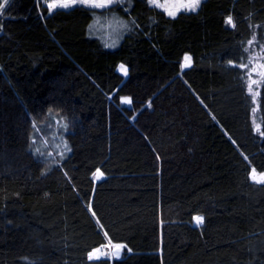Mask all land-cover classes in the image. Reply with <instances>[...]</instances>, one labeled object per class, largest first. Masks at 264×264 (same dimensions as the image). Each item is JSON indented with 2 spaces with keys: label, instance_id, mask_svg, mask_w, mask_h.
I'll use <instances>...</instances> for the list:
<instances>
[{
  "label": "trees",
  "instance_id": "16d2710c",
  "mask_svg": "<svg viewBox=\"0 0 264 264\" xmlns=\"http://www.w3.org/2000/svg\"><path fill=\"white\" fill-rule=\"evenodd\" d=\"M46 4L9 0L0 19V264H264V185L249 178L264 172V84L257 131L240 68L264 41V0L175 19L147 0ZM49 114L70 149L51 169L31 147ZM105 232L132 252L89 261Z\"/></svg>",
  "mask_w": 264,
  "mask_h": 264
},
{
  "label": "snow or ice",
  "instance_id": "6c2138e0",
  "mask_svg": "<svg viewBox=\"0 0 264 264\" xmlns=\"http://www.w3.org/2000/svg\"><path fill=\"white\" fill-rule=\"evenodd\" d=\"M148 4L153 8H157L161 10L164 14H166L169 18L175 19L181 11L186 12H195L199 7L201 0H147ZM121 3V0H47V10L49 13L53 12L56 9H67L72 5L79 4L87 6L91 9H109V6H115ZM9 4V0H0V14H2L7 5ZM226 22L230 25L233 24V18L231 16L226 18ZM123 29L128 30L129 25L127 23H123L120 25ZM252 41H249L251 44ZM231 65L233 62L231 60L228 61ZM191 64V57L185 54L183 62L180 64L181 69L189 67ZM124 66L121 65V68ZM240 67H245V65L241 64ZM257 74L260 76V80L249 79L248 82V91L254 97L257 93L253 92V87L259 84H264V64L257 65ZM125 75H127V71L125 70ZM124 102H128V98H122ZM65 129L67 125H64ZM259 131V128L256 129ZM261 136H264V132H260ZM70 151V149H68ZM39 151V150H37ZM247 159V157H245ZM100 169H97L96 172L93 173V176H102ZM249 178L254 183H259L264 185V172L257 173L256 169L253 168L249 173ZM193 220L196 223H202L203 217L194 216ZM99 223V221H97ZM104 237L106 243H102L97 247H94L92 250L88 251L87 257L89 261H97L104 259L107 260L109 258L120 259L122 256V252L124 249H127L129 253L132 252V249L128 248V245L123 242H116L111 237L108 236V233H104Z\"/></svg>",
  "mask_w": 264,
  "mask_h": 264
},
{
  "label": "rangeland",
  "instance_id": "374dc122",
  "mask_svg": "<svg viewBox=\"0 0 264 264\" xmlns=\"http://www.w3.org/2000/svg\"><path fill=\"white\" fill-rule=\"evenodd\" d=\"M2 16L3 13L0 14V19ZM249 41H252V43L249 44ZM249 41L245 48V59L241 63L245 65V67L240 68L244 73L246 92L251 106V121L256 130L257 128H260L258 118V95L260 84L253 87V92L257 93L254 97L248 91V82L249 79L260 80V76L257 74V65L264 64V41L257 39L255 34ZM183 60L184 57L182 58V62ZM125 70V67H119V71L123 75H125ZM127 103H129V101ZM65 124L66 122L62 117L56 114H49L47 117H44L40 123L37 122L33 125L31 147L36 158L39 160V163L44 165L45 168L51 169L57 166L59 160L68 154V146L65 140V133L67 131V128L65 129L64 127ZM94 179L96 181L101 180L102 176H94ZM196 224L199 225L198 223Z\"/></svg>",
  "mask_w": 264,
  "mask_h": 264
},
{
  "label": "bare ground",
  "instance_id": "6f19581e",
  "mask_svg": "<svg viewBox=\"0 0 264 264\" xmlns=\"http://www.w3.org/2000/svg\"><path fill=\"white\" fill-rule=\"evenodd\" d=\"M200 224V223H199ZM110 259H116V258H109V259H107V260H110ZM102 260H104V259H102Z\"/></svg>",
  "mask_w": 264,
  "mask_h": 264
}]
</instances>
